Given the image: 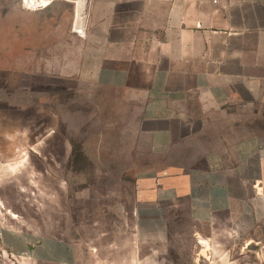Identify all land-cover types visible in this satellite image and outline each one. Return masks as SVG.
Listing matches in <instances>:
<instances>
[{"label": "crops", "instance_id": "obj_1", "mask_svg": "<svg viewBox=\"0 0 264 264\" xmlns=\"http://www.w3.org/2000/svg\"><path fill=\"white\" fill-rule=\"evenodd\" d=\"M3 10L15 15L0 17V138H22L25 113L53 114L56 73L98 89L95 160L133 171L130 216L136 241L149 246L144 264H161L181 214L205 264H264V131L246 129L262 120L250 108L264 105V0H92L79 17L88 32L58 70L48 44L39 52L42 9L13 0L0 1ZM77 260L66 240L0 224V264Z\"/></svg>", "mask_w": 264, "mask_h": 264}, {"label": "rangeland", "instance_id": "obj_2", "mask_svg": "<svg viewBox=\"0 0 264 264\" xmlns=\"http://www.w3.org/2000/svg\"><path fill=\"white\" fill-rule=\"evenodd\" d=\"M91 4L89 0L88 17ZM9 12L14 17L13 10L0 11V17ZM36 17L49 19V25L39 26V52L46 55L48 44L58 70L62 55L79 49L89 29V18L86 25L81 23L76 0H54ZM75 26L79 30L86 26L85 33L76 32ZM27 28L23 27L24 31ZM47 31L49 35L54 32L52 44L46 42ZM39 80L46 82V77L40 76ZM55 84L53 114L50 107L48 113L45 107L38 115L25 113L18 123L23 129L22 138H0V224L39 238L72 243L76 264H144L149 246L136 241L130 216L133 171L106 169L103 166H110L109 159L105 163L95 160L99 139L94 138L93 131L102 127L93 108L100 91L77 85L57 73ZM244 98L249 101L252 97L247 94ZM236 102L234 109L240 111V117L248 116ZM251 107L252 115L255 108L261 110L262 120L247 122L246 129L264 131V105ZM79 110L87 113L78 115ZM104 124L105 128H113ZM135 125L129 123L128 131L133 132ZM51 131L54 133L47 135ZM103 141L122 140L107 137ZM82 150L87 154L83 155ZM193 228L195 225L182 214L172 220L166 248L161 250V264H205L207 256L204 253L200 258L201 247L191 236Z\"/></svg>", "mask_w": 264, "mask_h": 264}, {"label": "built area", "instance_id": "obj_3", "mask_svg": "<svg viewBox=\"0 0 264 264\" xmlns=\"http://www.w3.org/2000/svg\"><path fill=\"white\" fill-rule=\"evenodd\" d=\"M54 0H20L21 7L25 10H41L48 7Z\"/></svg>", "mask_w": 264, "mask_h": 264}, {"label": "bare ground", "instance_id": "obj_4", "mask_svg": "<svg viewBox=\"0 0 264 264\" xmlns=\"http://www.w3.org/2000/svg\"><path fill=\"white\" fill-rule=\"evenodd\" d=\"M76 1H77V13L82 15V17H87L89 0H76Z\"/></svg>", "mask_w": 264, "mask_h": 264}]
</instances>
